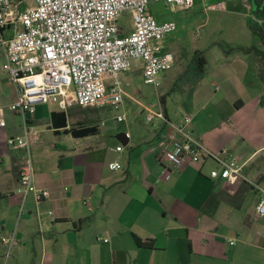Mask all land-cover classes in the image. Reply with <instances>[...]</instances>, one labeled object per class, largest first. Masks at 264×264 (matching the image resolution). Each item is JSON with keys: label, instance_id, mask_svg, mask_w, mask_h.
<instances>
[{"label": "crops", "instance_id": "obj_1", "mask_svg": "<svg viewBox=\"0 0 264 264\" xmlns=\"http://www.w3.org/2000/svg\"><path fill=\"white\" fill-rule=\"evenodd\" d=\"M213 59L191 104L171 113L167 98L165 114L173 122L190 116L195 139L213 153L225 150L249 182L211 178L218 165L207 157L164 172L157 162L164 137L152 127L129 124L107 146L96 142L101 135L76 138L69 131L88 125L76 122L81 115L69 123L71 107L53 102L39 105L32 121L35 182L51 199L29 197L18 221L24 153L8 139L22 126L9 109L16 88L0 50V239L15 231L17 240L8 259L0 241V264H264V217L249 184L264 185V66L219 48ZM114 161L122 170L109 169Z\"/></svg>", "mask_w": 264, "mask_h": 264}, {"label": "built area", "instance_id": "obj_2", "mask_svg": "<svg viewBox=\"0 0 264 264\" xmlns=\"http://www.w3.org/2000/svg\"><path fill=\"white\" fill-rule=\"evenodd\" d=\"M32 1L34 8H23L26 0H0L2 71L16 88L9 109L22 126L21 135L8 139L10 148L24 153L16 189L21 199L18 221L29 197L37 202L51 199L50 191L35 182L32 144L37 132L32 121L37 107L55 102L63 110L77 106L119 111L124 101L131 98L119 79L120 74L135 67L140 68L144 83L158 90L175 64L174 54L160 42L175 31L176 25L172 21H159L149 7L163 3L172 9L188 10L194 5V0ZM201 2L205 11L224 6L222 2L212 4V0ZM124 13L131 17L130 30L119 23ZM10 30L12 34L7 33ZM142 107L146 124L163 134L157 162L164 172L180 171L185 165L207 157L218 165L211 171V178L232 182L239 177L247 181L242 168L227 158L225 150L213 153L195 139L190 116L171 121L158 94L155 103ZM5 125L1 118L0 126ZM121 150V146L116 148ZM122 168L117 161L109 164L111 171ZM249 184L257 196L256 216L263 218L264 185ZM0 241L8 259L17 243L15 231L2 236Z\"/></svg>", "mask_w": 264, "mask_h": 264}, {"label": "rangeland", "instance_id": "obj_3", "mask_svg": "<svg viewBox=\"0 0 264 264\" xmlns=\"http://www.w3.org/2000/svg\"><path fill=\"white\" fill-rule=\"evenodd\" d=\"M217 1L222 2L224 6L213 11H205V5L201 0H194L193 7L188 10L172 9L163 3L151 4L149 10L159 21H172L176 25L175 31L167 39L160 42L164 49L173 53L175 57V64L166 73L162 86L156 90L152 86L146 85L141 75L142 72L133 68L129 72L120 74L119 77L131 97L124 101L119 111L110 108H80L74 106L68 111L69 123L73 122L74 116L81 115V117H78L79 119H75L76 122H80L81 125L97 126V136H101H98L96 142L104 146L116 142V134L123 132L129 124L135 123L149 131L151 125L145 122L142 106L147 107L149 104L155 103L157 94L161 96L170 91V86L176 76L186 69L195 51H202L207 57L205 76L201 83L204 84L210 67L215 63L213 54L218 52V47L214 44L220 42L246 46L251 42L256 43V45L259 44L247 28L249 21L256 22L250 11L249 0ZM217 1L214 0V4H218ZM34 7L35 3L32 0H26L23 5V8ZM119 23L130 30V15L124 13L119 18ZM18 30H21V28L18 27ZM7 33L12 34V30ZM200 87L195 86L187 89L184 93H175L168 97L167 108L169 111L180 114V109L191 104L193 93Z\"/></svg>", "mask_w": 264, "mask_h": 264}, {"label": "trees", "instance_id": "obj_4", "mask_svg": "<svg viewBox=\"0 0 264 264\" xmlns=\"http://www.w3.org/2000/svg\"><path fill=\"white\" fill-rule=\"evenodd\" d=\"M249 3L250 11L254 19H256V22L249 21L248 27L252 35L262 46V49H259L255 45L243 46L239 44L233 45L222 42L216 43L214 45L219 48L224 56L252 54L259 58L261 64L264 66V0H249ZM206 64V54L202 51H195L186 69L176 76L174 82L170 86V91L167 94H162L161 96L159 95L164 112L166 100L169 96L175 93H184L187 89L197 86L202 81L205 74ZM97 132V126L94 125L83 126L69 131V133L76 138L92 136L97 134ZM135 241L140 247L151 248L153 246L152 242H144L136 237Z\"/></svg>", "mask_w": 264, "mask_h": 264}]
</instances>
